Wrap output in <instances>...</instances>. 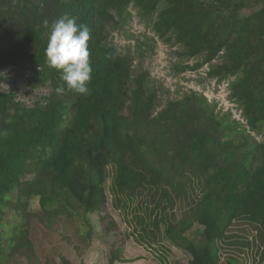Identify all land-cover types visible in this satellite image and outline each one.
<instances>
[{"label":"trees","instance_id":"trees-1","mask_svg":"<svg viewBox=\"0 0 264 264\" xmlns=\"http://www.w3.org/2000/svg\"><path fill=\"white\" fill-rule=\"evenodd\" d=\"M131 6L181 55L203 56L183 69L208 63V76L232 78L244 124L196 92L156 112L149 72L134 74L133 57L107 43ZM65 15L90 30L87 95L57 94L60 72L46 63L51 24ZM18 79L48 92L29 102ZM110 177L113 203L139 212L148 242L168 239L188 264H239L223 249L244 223L258 230L264 262V0H0V264L32 258L36 215L72 219L92 238ZM128 261L121 248L110 257Z\"/></svg>","mask_w":264,"mask_h":264},{"label":"rangeland","instance_id":"rangeland-1","mask_svg":"<svg viewBox=\"0 0 264 264\" xmlns=\"http://www.w3.org/2000/svg\"><path fill=\"white\" fill-rule=\"evenodd\" d=\"M155 19L157 13L154 15ZM151 18L140 14L131 6L129 13L120 24L110 29L107 43L119 52L133 57V72L147 70L148 86L157 92V109L161 110L169 100L182 99L191 92L203 94L215 106L219 118L234 119L245 123L241 107L230 97L232 78L219 81L208 76L210 65L192 70L183 69L201 62L203 56L189 58L181 55L186 48L174 38L166 40L155 32ZM216 59L213 63H217ZM10 82V81H9ZM25 94V100L32 102L47 93V88L30 90L25 81H16ZM28 93V94H26ZM23 93H20L22 95ZM260 140L263 136L256 134ZM112 178L108 181V202L101 213L94 215L96 233L91 237L82 236L78 225L72 219L63 217L45 223L36 215L30 225V238L34 246L32 258L15 257L6 264H63L65 257L70 264H110V257L118 248L131 261L115 264H188L190 255L182 248L164 238L161 242H148L139 226L138 211L125 210L113 203ZM33 212H39L38 198L32 200ZM115 223L109 227L110 223ZM200 226L186 232L190 238L198 235ZM258 230L241 223L231 231L224 244L223 256L238 257L239 264H258L261 251ZM150 234V233H149ZM261 264H264L261 263Z\"/></svg>","mask_w":264,"mask_h":264},{"label":"clouds","instance_id":"clouds-1","mask_svg":"<svg viewBox=\"0 0 264 264\" xmlns=\"http://www.w3.org/2000/svg\"><path fill=\"white\" fill-rule=\"evenodd\" d=\"M45 25H48L46 20ZM90 30L87 25L77 24L67 15L54 21L50 27L45 50L46 63L60 72L62 83L57 94L66 90L87 95L92 68L89 60L88 41Z\"/></svg>","mask_w":264,"mask_h":264},{"label":"built area","instance_id":"built-area-1","mask_svg":"<svg viewBox=\"0 0 264 264\" xmlns=\"http://www.w3.org/2000/svg\"><path fill=\"white\" fill-rule=\"evenodd\" d=\"M9 83V82H8Z\"/></svg>","mask_w":264,"mask_h":264}]
</instances>
